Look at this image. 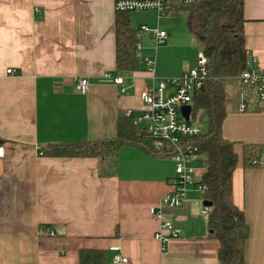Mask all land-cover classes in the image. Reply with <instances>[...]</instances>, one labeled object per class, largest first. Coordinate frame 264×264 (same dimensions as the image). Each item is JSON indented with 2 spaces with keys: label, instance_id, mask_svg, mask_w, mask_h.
<instances>
[{
  "label": "crops",
  "instance_id": "0c3cea01",
  "mask_svg": "<svg viewBox=\"0 0 264 264\" xmlns=\"http://www.w3.org/2000/svg\"><path fill=\"white\" fill-rule=\"evenodd\" d=\"M114 1L0 0V264H79L81 250L103 252L105 264H218L219 245L209 237L204 200L194 186L202 155L195 157L200 168L185 200L168 207L162 199L174 165L167 158L124 146L111 169L92 157L40 153L50 144L114 137L124 109L142 112L143 89L194 63L175 53L176 28H153L154 11H132L129 24L155 51L144 55L156 65L116 71ZM243 15L246 49L264 68V0H243ZM142 26L166 32L168 41L158 47ZM104 73L122 76L123 84L103 79ZM78 77L89 81L85 93L75 87ZM233 78L217 81L227 94L222 134L238 157L233 201L249 227L244 260L264 264V165L242 162L243 145L264 146V99L260 110H241ZM149 207L179 230L175 237L164 232L163 250L155 238L161 224ZM115 255L127 262H113Z\"/></svg>",
  "mask_w": 264,
  "mask_h": 264
},
{
  "label": "trees",
  "instance_id": "16d2710c",
  "mask_svg": "<svg viewBox=\"0 0 264 264\" xmlns=\"http://www.w3.org/2000/svg\"><path fill=\"white\" fill-rule=\"evenodd\" d=\"M187 11L186 26L207 58L209 80L203 91L192 96L193 116L199 111L207 116V131L192 138L203 156V173L197 182L201 197L210 202L206 214L209 237L217 240L218 264H246L244 250L249 227L244 212L233 201L232 176L238 157L235 143L223 137L227 94L217 81L237 77L249 67L244 41L243 0H197L192 6L178 8ZM115 67L118 72L140 68L136 51L138 30L126 17L129 12H116ZM246 107L260 110V101L253 87L244 86ZM152 140L133 117L120 115L116 135L101 140H81L70 144H50L40 153L56 157H92L113 169L124 146H133L152 156ZM262 147L243 145V165L257 166ZM79 264H105L103 252L81 250Z\"/></svg>",
  "mask_w": 264,
  "mask_h": 264
},
{
  "label": "built area",
  "instance_id": "2783aa9c",
  "mask_svg": "<svg viewBox=\"0 0 264 264\" xmlns=\"http://www.w3.org/2000/svg\"><path fill=\"white\" fill-rule=\"evenodd\" d=\"M197 0H115V12H132L136 10H153L157 17L163 15H174L178 8L192 6ZM139 31L154 37L155 45L164 42L167 33L157 29L148 30L146 27H140ZM153 48H155L153 46ZM143 49L140 39L136 41V51L139 53ZM249 67L243 70L236 78L239 81L240 89V109H246V93L244 86L253 87L257 92L259 101L264 99V68L258 65L255 55H250L247 51ZM140 63L152 71L155 65V59L150 55H144ZM14 70L7 69L6 73H13ZM103 79L111 81L115 85H122L124 78L111 73H104ZM207 71V58L201 50H198L195 57L194 66L184 72L182 75L168 79H158L150 89H143L140 93V99L143 103V110L140 114H134L131 109H124L123 115L133 117L134 122L142 125L152 140L151 148L154 154L167 158L174 162V176L170 180L171 190H169L162 199V203L168 207H178L186 198L187 185L194 184V176L197 175L194 168L189 166L196 156L202 155L192 138L203 133L198 126L200 113L193 116L192 96L196 92H201L209 80ZM75 87L79 92L85 93L89 87V81L86 77H78L75 81ZM189 105L191 111L188 120H185L180 109ZM193 120V123H189ZM4 156L3 145L0 144V158ZM264 146H262L261 160L259 164L264 165ZM200 190V186H199ZM208 207H204L206 215ZM149 214L160 222V228L155 238L161 243L162 250L168 240L169 235L175 237L179 230L166 219L165 215L149 207ZM52 234V233H51ZM167 234V233H166ZM118 247H115V250ZM113 262L126 263L127 258L121 255H115Z\"/></svg>",
  "mask_w": 264,
  "mask_h": 264
},
{
  "label": "rangeland",
  "instance_id": "374dc122",
  "mask_svg": "<svg viewBox=\"0 0 264 264\" xmlns=\"http://www.w3.org/2000/svg\"><path fill=\"white\" fill-rule=\"evenodd\" d=\"M136 11H139V10H136ZM141 11H145V10H141ZM149 11H153V10H149ZM155 14H156V12H155ZM152 19L155 22V26L153 28H155L156 25L158 26V29H164L167 31H169L170 27L176 28L175 32L177 33V38H178L176 44L178 47L175 48V53L180 58H183L185 60H189L191 57H193V59L195 58V56L197 55V52H198L197 50L199 49V46L194 39H190V38L187 39V37L189 36V32H188V29L186 26V20H187V11L186 10H179L176 12V14L171 15V16L163 15V16L157 17V14H156V16L154 15V17ZM146 28L150 31L153 30L152 27H146ZM181 38H185V39H181ZM172 40H174V39H172ZM140 41H141L143 49L139 53H137L139 56V60L141 59V57L144 54L154 55L155 51H152L149 47H146L147 41L143 40V39H140ZM166 41H168V39ZM157 46L160 47V44H158ZM190 49H192V50H190ZM173 60H175L177 63V58L175 56H173ZM188 62H190V67L194 66V63L192 61H188ZM155 65H156V60H155ZM198 113H200L201 115L199 117L197 124L199 127H201L202 132H206L207 131V116L204 112L199 111ZM188 122L191 124V123H193V120H189ZM171 163H173V165H174V162L171 161ZM189 166L194 168V170L197 173L198 169L200 168V163H199L198 159L196 160V158H195V161L189 162ZM195 177L196 176L193 177L194 180H195ZM191 185L192 184L187 185L186 193L188 191V187ZM194 186L197 190H199V185L194 184Z\"/></svg>",
  "mask_w": 264,
  "mask_h": 264
},
{
  "label": "water",
  "instance_id": "95a60500",
  "mask_svg": "<svg viewBox=\"0 0 264 264\" xmlns=\"http://www.w3.org/2000/svg\"><path fill=\"white\" fill-rule=\"evenodd\" d=\"M180 111L182 112L185 120H188V117H189V113L191 111V107L189 105H186V106H183ZM210 202L208 201H203V205L206 206V207H209L210 206Z\"/></svg>",
  "mask_w": 264,
  "mask_h": 264
}]
</instances>
